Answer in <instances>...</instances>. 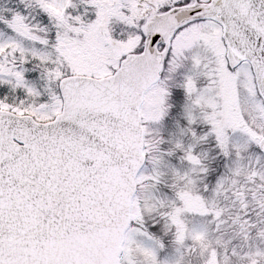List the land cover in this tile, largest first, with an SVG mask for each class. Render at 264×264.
Masks as SVG:
<instances>
[{
  "label": "snow or ice",
  "instance_id": "snow-or-ice-1",
  "mask_svg": "<svg viewBox=\"0 0 264 264\" xmlns=\"http://www.w3.org/2000/svg\"><path fill=\"white\" fill-rule=\"evenodd\" d=\"M0 264H264V0H0Z\"/></svg>",
  "mask_w": 264,
  "mask_h": 264
}]
</instances>
